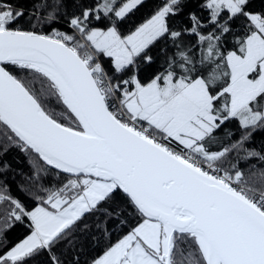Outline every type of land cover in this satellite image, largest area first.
Returning <instances> with one entry per match:
<instances>
[{
    "label": "snow or ice",
    "instance_id": "1",
    "mask_svg": "<svg viewBox=\"0 0 264 264\" xmlns=\"http://www.w3.org/2000/svg\"><path fill=\"white\" fill-rule=\"evenodd\" d=\"M144 2L81 0L78 12L63 13L68 31L46 33L37 25L56 22L64 0H33L31 9L0 0V129L36 157L37 185L49 171L65 176L36 187L32 208L0 184V203L9 204L0 213V264L40 255L65 264L62 242L117 192L137 222L91 264H264V168L238 166L264 161L246 146L264 129V11L250 0H205L207 24L191 13V26L177 29L184 0H162L125 34L121 25ZM185 34L197 39L189 44ZM169 41L171 54L161 47ZM153 49L163 70L145 81ZM232 119L239 139L213 150ZM25 220L28 234L9 245L5 233Z\"/></svg>",
    "mask_w": 264,
    "mask_h": 264
},
{
    "label": "trees",
    "instance_id": "2",
    "mask_svg": "<svg viewBox=\"0 0 264 264\" xmlns=\"http://www.w3.org/2000/svg\"><path fill=\"white\" fill-rule=\"evenodd\" d=\"M19 2L20 6L31 9L33 0H19ZM79 2H81V0H64L65 8L60 10L58 20L52 24L44 23L42 20L40 24L37 25V28L46 33L50 32L53 28L68 31L69 29L66 25L68 17L63 13L66 11L70 15L73 12H78L77 4ZM161 2L162 0H145L144 5L140 7L135 14L130 15L125 23L121 25V31L126 34L128 30L142 23ZM204 2L205 0H184L182 11L174 18V26L177 29L190 27L189 15L191 13H195L201 17L202 21L207 24L209 13L206 9L201 7ZM250 4L253 10L264 11V0H250ZM42 15L46 16L47 11H43ZM27 20L28 17L25 16V21ZM32 23H36V21L33 19ZM241 23L242 21H236L234 24V27L238 31L240 30ZM27 26L28 25L25 24V27ZM210 30L211 26L202 29L204 32ZM196 39L195 35L185 34V41L189 44L194 43ZM226 45L229 49L234 46V41L231 36L227 38ZM161 47L168 48L169 54H171L172 45L170 41L167 44L162 43ZM152 55L154 56L155 63L150 66H141L140 76L145 81L156 71L163 70V53L159 52L157 49H153ZM197 56H199L198 50ZM103 60L105 67L109 71V74H111L110 59L103 58ZM57 110L59 111L58 108ZM228 132H231L232 135L228 136L226 134ZM241 134L242 129L236 119L225 122L216 133L219 137V142L213 146V150L218 151L222 147L230 146L231 143L239 139ZM246 146L264 154V129H256L252 133V137L247 142ZM5 148H7L6 151ZM240 155L242 156L243 153ZM236 157L237 153L232 152L228 159L232 163H235ZM34 160H36L35 156H30L23 152L18 146L11 144L6 139L4 130L0 129V184L7 187L8 195L21 200V202L25 203L29 208L35 207L36 204L39 203V201L35 199V196L38 194L36 187L42 186L44 188H52L61 185L65 180L63 174L56 176L52 171H49L48 175L40 178L39 184L37 185L34 179ZM40 165L41 167L44 166L42 161ZM238 166L245 173H249L264 168V161H261L259 158H250L247 160L240 159ZM225 167H227V165H225ZM8 208V203H0V213H3ZM104 209H106L107 212H105ZM107 213H112V215L108 216ZM117 213H120V215H117ZM122 221L124 223H122ZM136 222L137 217L128 199L122 192H117L111 202L103 205V209L95 212L93 215H86L83 218L82 222L79 224V228L68 238L70 243L62 242L60 247L64 253L63 258L65 264H91V260L101 255L110 243H114L122 235L126 234L129 230L126 224L134 225ZM27 224V220H25L24 223L16 222L13 227L5 233V240L9 245L18 242L28 234L29 228ZM85 225H88V227L86 228ZM31 264H47V256H37L31 261Z\"/></svg>",
    "mask_w": 264,
    "mask_h": 264
},
{
    "label": "rangeland",
    "instance_id": "3",
    "mask_svg": "<svg viewBox=\"0 0 264 264\" xmlns=\"http://www.w3.org/2000/svg\"><path fill=\"white\" fill-rule=\"evenodd\" d=\"M101 61H102V64L105 65V64H104V60H103V58H101ZM104 67H105V66H104ZM105 69L107 70L106 67H105Z\"/></svg>",
    "mask_w": 264,
    "mask_h": 264
},
{
    "label": "built area",
    "instance_id": "4",
    "mask_svg": "<svg viewBox=\"0 0 264 264\" xmlns=\"http://www.w3.org/2000/svg\"><path fill=\"white\" fill-rule=\"evenodd\" d=\"M101 63H102V61H101ZM105 66V65H104Z\"/></svg>",
    "mask_w": 264,
    "mask_h": 264
}]
</instances>
